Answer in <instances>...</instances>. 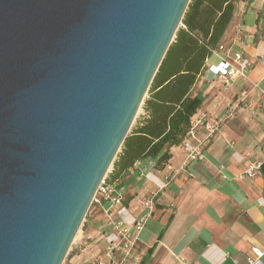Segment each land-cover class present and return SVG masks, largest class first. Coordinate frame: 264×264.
Masks as SVG:
<instances>
[{
	"label": "water",
	"instance_id": "obj_1",
	"mask_svg": "<svg viewBox=\"0 0 264 264\" xmlns=\"http://www.w3.org/2000/svg\"><path fill=\"white\" fill-rule=\"evenodd\" d=\"M191 0H0V264H63Z\"/></svg>",
	"mask_w": 264,
	"mask_h": 264
},
{
	"label": "crops",
	"instance_id": "obj_2",
	"mask_svg": "<svg viewBox=\"0 0 264 264\" xmlns=\"http://www.w3.org/2000/svg\"><path fill=\"white\" fill-rule=\"evenodd\" d=\"M220 42L229 56L242 50L252 67L226 83L207 69L208 62L218 63L223 55L208 58L192 88L193 95L203 97L192 118L197 137L187 138L192 144L204 138L201 118L221 122L205 140L202 157L187 160L180 144L170 150L174 170L166 164L159 168L155 158L138 161L122 179L123 202L113 211L123 207L124 215L113 218L146 217L139 233L132 229L139 236L141 264H251L255 248L264 252V98L259 91L264 89V0L236 1ZM255 161L261 166L249 177L246 171ZM151 197L149 208L144 201ZM107 208L106 199L91 205L69 264H91L106 247L105 234L113 230Z\"/></svg>",
	"mask_w": 264,
	"mask_h": 264
},
{
	"label": "trees",
	"instance_id": "obj_3",
	"mask_svg": "<svg viewBox=\"0 0 264 264\" xmlns=\"http://www.w3.org/2000/svg\"><path fill=\"white\" fill-rule=\"evenodd\" d=\"M236 1L240 0H191L183 24L153 79L142 105L143 113L113 163L109 182L120 187L125 174L138 161L157 158V166L164 167L171 148L187 138L192 118L203 102L201 95L192 94V88L221 43Z\"/></svg>",
	"mask_w": 264,
	"mask_h": 264
},
{
	"label": "built area",
	"instance_id": "obj_4",
	"mask_svg": "<svg viewBox=\"0 0 264 264\" xmlns=\"http://www.w3.org/2000/svg\"><path fill=\"white\" fill-rule=\"evenodd\" d=\"M224 50V44L220 43L218 48L213 53H221L223 56L218 63L208 62V71L218 78L223 79L226 83L235 77L247 75L252 67V62L247 55L242 50H236L231 56H229L228 52H225ZM259 91L261 92V97L264 98V89L259 88ZM220 122V119L211 120L205 118H201L198 121L202 127V135L204 138L199 137L197 144H192L188 138L183 141L181 145L187 153V160H195L202 157L205 140L212 137L219 130ZM189 135L197 137V133L194 128L191 129ZM166 166L170 170H174V167L168 162L166 163ZM260 166L261 162H253L251 167L246 171L247 175L249 177L255 176L256 171L260 168ZM173 175L174 172H171L169 175L165 176L164 181H161L162 185H167ZM123 198V192L120 187L110 184L108 176H106L100 183L92 204L102 203L104 199L108 201L109 208H107L105 212L113 230L110 233L105 234L107 245L95 257L91 264H141L143 255L141 253H136L139 236L137 234L134 235L132 229H135L137 233H139L144 227L146 217L142 216L138 219H134L133 221H125L123 218L119 220L114 219V213L124 215L123 207L117 211H113L114 207L121 205ZM144 203L147 207L152 208L154 198L151 197L146 199ZM254 252L256 254V258L252 259L250 263L260 264L264 252L258 248H255Z\"/></svg>",
	"mask_w": 264,
	"mask_h": 264
},
{
	"label": "rangeland",
	"instance_id": "obj_5",
	"mask_svg": "<svg viewBox=\"0 0 264 264\" xmlns=\"http://www.w3.org/2000/svg\"><path fill=\"white\" fill-rule=\"evenodd\" d=\"M142 113H143V110H142V107H141V109L139 110V113H138L136 119H137ZM135 122H136V120H135ZM135 122H134V124H135ZM111 169H112V168H111ZM111 169H110V171H111ZM110 171H109V172H110ZM109 172L107 173V176L109 175ZM86 219H87V217L84 219L83 224L81 225V228L79 229V232L77 233V236L75 237V239H74V241H73V244L71 245V247H70V249H69V251H68V254H67V256L65 257V260H64L63 264H69V260H70L71 255L75 253V250L77 249L76 247H78L79 242L81 241V239H82V237H83V229L85 228V226H86V224H87V220H86Z\"/></svg>",
	"mask_w": 264,
	"mask_h": 264
}]
</instances>
